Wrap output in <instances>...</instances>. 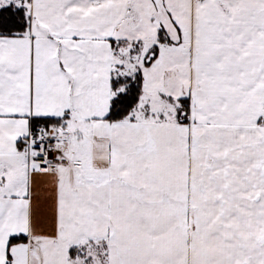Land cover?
<instances>
[{"label":"snow or ice","instance_id":"obj_1","mask_svg":"<svg viewBox=\"0 0 264 264\" xmlns=\"http://www.w3.org/2000/svg\"><path fill=\"white\" fill-rule=\"evenodd\" d=\"M0 264H264V0H0Z\"/></svg>","mask_w":264,"mask_h":264}]
</instances>
